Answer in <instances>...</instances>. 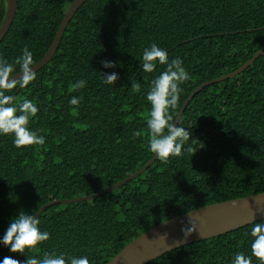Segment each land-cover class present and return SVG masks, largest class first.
<instances>
[{
	"label": "trees",
	"instance_id": "obj_1",
	"mask_svg": "<svg viewBox=\"0 0 264 264\" xmlns=\"http://www.w3.org/2000/svg\"><path fill=\"white\" fill-rule=\"evenodd\" d=\"M73 0H17L0 42L9 63L23 49L37 63L50 47ZM4 0H0V23ZM156 43L179 57L190 77L181 87L174 121L188 95L229 73L264 44V0H86L66 26L51 59L26 88L10 93L14 105L32 100L39 112L29 128L43 146H13L0 135V239L19 212L35 216L52 199L96 193L142 167L147 150L145 97L152 73L140 68L143 49ZM102 60L115 68H103ZM18 69V66H17ZM116 72L114 85L101 73ZM84 79L86 86L72 91ZM141 85L134 92L131 82ZM82 97L79 107L69 104ZM178 126L191 132L181 157L155 160L140 175L96 198L47 207L38 217L50 239L25 254L64 253L105 264L133 238L192 209L264 191V52L234 77L204 86L185 107ZM141 131L140 137L132 133ZM191 147L194 154L186 149ZM261 220V219H260ZM259 221V220H257ZM253 223L168 251L147 264H231L250 255ZM9 249L0 244V261ZM253 264L258 261L253 258Z\"/></svg>",
	"mask_w": 264,
	"mask_h": 264
},
{
	"label": "clouds",
	"instance_id": "obj_2",
	"mask_svg": "<svg viewBox=\"0 0 264 264\" xmlns=\"http://www.w3.org/2000/svg\"><path fill=\"white\" fill-rule=\"evenodd\" d=\"M166 66L151 81V86L146 94V101L150 104V111L146 117L147 128V150L163 164H167L172 157H181L184 154V145L191 139V132L178 124L171 122L173 117L170 110L178 107L180 93L183 91L181 85L190 79L187 70L183 67V60L179 57L169 61L168 52L152 43L150 47L143 49L140 68L145 73L155 71L157 65ZM33 54L27 47L23 49L22 56L15 59L13 63L0 58V135H11L13 146L17 149H25L33 145L43 146L46 141L45 135H38L37 131L29 128L32 118L39 112V107L29 99H24L14 105L15 96L10 93L17 86L26 88L36 79V71H33ZM103 68H115L113 61L102 60ZM18 66V69H17ZM103 83L114 85L119 79L116 72L101 73ZM84 79L76 81L71 85L72 91H78L86 86ZM134 92H139L141 85L131 82ZM82 97L72 96L69 104L79 107ZM141 131L132 133L133 138L140 137ZM195 153L191 147L186 149ZM40 220L37 216L19 212L13 218L6 229L0 244L8 248L12 253L25 254L26 250L36 249L38 245L50 239L48 231H41ZM196 229L188 227L182 229L184 236L188 237ZM250 255L236 253L231 264H253V258L258 264H264V218L254 223L251 228ZM0 264H90L87 256H72L66 258L64 253L57 255L55 252H44L42 258L37 256H26L21 262L12 257H4Z\"/></svg>",
	"mask_w": 264,
	"mask_h": 264
},
{
	"label": "water",
	"instance_id": "obj_3",
	"mask_svg": "<svg viewBox=\"0 0 264 264\" xmlns=\"http://www.w3.org/2000/svg\"><path fill=\"white\" fill-rule=\"evenodd\" d=\"M85 1L86 0H73L66 9L50 47L44 56L33 65V71H37L42 68L54 55L70 19ZM16 11L17 0H4V12L0 23V42L8 32L16 15ZM263 52L264 44L237 69L211 80H207L197 86L182 103L173 123L178 124L180 117L191 98L204 86L236 76L253 63ZM155 160L156 158L153 155L138 170L115 184L110 185L96 193L82 195L75 198L52 199L43 204L35 216L39 217L47 207L55 204L86 201L110 192L111 190L140 175ZM262 218H264V191L248 196L207 204L164 220L145 230L128 242L105 264H147L162 254L178 247L198 240L218 236ZM188 227H194L196 230L188 237H185L182 229ZM11 256L12 252L9 251L8 257Z\"/></svg>",
	"mask_w": 264,
	"mask_h": 264
}]
</instances>
